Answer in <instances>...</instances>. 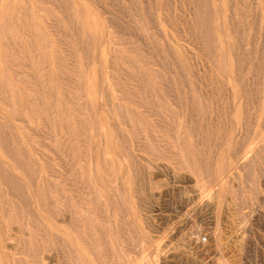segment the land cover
<instances>
[{"label":"rangeland","instance_id":"obj_1","mask_svg":"<svg viewBox=\"0 0 264 264\" xmlns=\"http://www.w3.org/2000/svg\"><path fill=\"white\" fill-rule=\"evenodd\" d=\"M0 36V264H264V0H0Z\"/></svg>","mask_w":264,"mask_h":264},{"label":"bare ground","instance_id":"obj_2","mask_svg":"<svg viewBox=\"0 0 264 264\" xmlns=\"http://www.w3.org/2000/svg\"><path fill=\"white\" fill-rule=\"evenodd\" d=\"M10 25V24H9ZM22 28V27H21ZM9 31V30H8ZM1 32H2V30H1ZM9 33V32H8ZM26 34V33H25ZM27 35V34H26ZM12 36V35H11ZM94 36V35H93ZM1 37V36H0ZM23 37V36H22ZM76 54V53H75ZM145 62V61H144ZM158 76V75H157ZM132 77V76H131ZM137 82V81H136ZM39 83V82H38ZM35 85V84H34ZM37 89V88H36ZM160 90V89H159ZM165 90V89H164ZM28 91V90H27ZM164 94V93H163ZM76 98V97H75ZM19 100V99H18ZM34 100H36V99H34ZM79 100V99H78ZM35 104V103H34ZM52 104V103H51ZM33 106V105H32ZM124 108V107H123ZM122 108V109H123ZM159 109V108H158ZM41 113V112H40ZM43 113V112H42ZM124 113V112H123ZM162 117V116H161ZM147 118V117H146ZM171 118V117H170ZM190 119V118H189ZM166 120V119H165ZM195 121V120H194ZM190 122V121H189ZM189 122L187 123V124H189ZM98 127V126H97ZM180 127V126H179ZM184 127V126H183ZM96 130H98V128L96 129ZM179 131V130H178ZM157 132H159V131H157ZM160 132H161V130H160ZM183 132V131H182ZM95 133H96V131H95ZM178 133V132H177ZM178 136V135H177ZM195 135L193 134V137H194ZM187 137V136H186ZM177 139L178 138H175V140H176V142H177ZM185 141H186V139H185ZM194 141V140H193ZM192 143V142H191ZM193 144V143H192ZM100 145V144H99ZM179 145V144H178ZM177 145V146H178ZM195 145V144H194ZM176 146V147H177ZM175 147V146H174ZM188 147V146H187ZM185 148V147H184ZM5 149V148H4ZM179 149H181L180 147H179ZM248 149V148H247ZM179 152H181V150L179 151ZM170 153V152H169ZM177 154V153H176ZM182 154V153H181ZM226 154V153H225ZM183 155V154H182ZM182 157V156H181ZM194 162V161H193ZM253 163V162H252ZM184 164H185V162H184ZM185 165H187V164H185ZM189 166V165H188ZM93 170V169H92ZM94 171V170H93ZM191 173V172H190ZM93 174H96V173H93ZM194 174V173H193ZM96 176V175H95ZM200 176V175H199ZM92 177H94V176H92ZM91 178V177H90ZM95 178H97V177H95ZM99 178V177H98ZM98 178L96 179V181H98ZM198 178V177H197ZM94 181H95V179H94ZM197 181V180H196ZM200 181H201V179H200ZM100 182H102V181H100ZM99 184V183H98ZM103 184V183H102ZM114 184V183H113ZM204 184V183H203ZM196 186H197V184H196ZM205 186V185H204ZM113 188V187H112ZM122 189V188H121ZM198 189H199V187H198ZM201 194H204V193H202L201 192ZM91 203V202H90ZM89 204V203H88ZM88 211V210H87ZM77 213V212H76ZM10 214V213H9ZM113 218V217H112ZM6 219V218H5ZM109 221H110V219H109ZM86 222V221H85ZM107 223H108V221H107ZM111 223V222H110ZM87 224V223H86ZM91 236V235H90ZM117 242V241H116ZM89 242L87 241V244H88ZM120 243V242H119ZM121 247V246H120ZM121 250V249H120ZM98 257V256H97Z\"/></svg>","mask_w":264,"mask_h":264}]
</instances>
